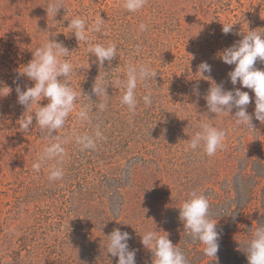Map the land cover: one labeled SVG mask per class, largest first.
<instances>
[{
    "label": "rangeland",
    "instance_id": "374dc122",
    "mask_svg": "<svg viewBox=\"0 0 264 264\" xmlns=\"http://www.w3.org/2000/svg\"><path fill=\"white\" fill-rule=\"evenodd\" d=\"M49 2L0 0V82L12 89L0 97V264H117L118 257L106 250L107 235L116 228L131 235L136 264H152L153 253L139 235L155 224L190 264H248L246 241L264 224V124L253 116V127L237 125L231 116L210 113L204 99L210 82L196 70L207 61L212 78L233 88L227 74L234 65L217 53L242 39L248 28L264 34V0H147L135 13L123 8V0H57L63 8L54 18L47 15ZM77 16L88 28L104 19L101 32L88 33L92 43L117 45V57L110 65L105 61L104 69L87 53V42H78L67 27ZM223 25L234 26L225 35ZM53 32L71 51L64 59L76 69L69 84L82 90L76 109H92L89 121L78 120L73 111L57 131L68 140L65 175L58 181L48 180L54 161L39 172L32 167L49 141L35 120L31 131L19 128L26 109L15 91L17 84L33 85L17 70ZM130 63L157 72L138 84L135 113L121 103L124 88L115 84L108 86L107 108L100 112L96 105L103 98L92 93L99 72L125 80ZM256 67L264 69V63L257 61ZM241 90L253 98L247 106L251 115L254 93ZM149 92L153 103L146 107L141 97ZM34 112L35 105L28 114ZM203 122L227 133L223 149L211 157L202 148L187 147ZM97 125L102 133L97 147L80 150L75 136L94 134ZM192 191L207 197L209 215L222 233L217 259L203 254L204 245L192 241L179 218Z\"/></svg>",
    "mask_w": 264,
    "mask_h": 264
},
{
    "label": "clouds",
    "instance_id": "9594fccd",
    "mask_svg": "<svg viewBox=\"0 0 264 264\" xmlns=\"http://www.w3.org/2000/svg\"><path fill=\"white\" fill-rule=\"evenodd\" d=\"M146 3L147 0H123L122 6L128 12L135 13L142 10ZM60 8H63L62 4L58 3L57 0H50L46 9L47 15H52L54 18ZM103 23L104 19L100 17L88 28L87 21L77 16L72 18L67 26L78 42H87V53L96 57L100 70L104 69L105 61H108L110 65L111 61L117 57V45L115 43L91 42L92 38L88 33L101 32ZM233 26L223 25L222 33L229 34ZM139 28L141 31L147 30V26L143 23L139 25ZM56 35L54 32L50 33L45 43L32 52L33 58L17 70L18 76H26L33 82V85H25L22 89L17 84L15 89L18 103L26 109L20 118L19 128L25 132L31 131L33 120H35L39 126V131L49 141L37 161L32 165L33 169L39 172L43 165L48 164L49 161H54L49 168V181L61 180L65 175L62 167L65 153L63 145L68 140L57 135V131L64 128L70 113L73 111H76V118L82 122L90 120V112L92 111L87 105H82L78 110L76 109V101L82 94V90L78 92L68 82L76 69L69 60L64 59L69 56L71 51L62 42L55 39ZM137 50H139V45H137ZM217 56L225 64L234 65V68L227 74L233 88L227 90L223 83H217L211 76L212 66L207 61H202L197 66L196 74L199 73L200 79L210 82V88L204 96L208 111L231 116L237 125L253 127V116L264 124V69L256 67L257 61L264 63V34L248 28V32L244 33L242 39L219 51ZM191 57L194 59V56L191 55ZM156 75V70L150 65L131 63L126 68L125 80L120 78L113 80L109 72H99L92 88V93L96 97L103 98V102L96 105L97 108L100 112L106 110L109 97L107 88L110 84L112 86L115 84L124 88L121 103L127 106L130 113L134 114L139 103L136 94L138 84L146 83L154 79ZM237 84L240 87H236ZM241 88L250 89L254 93L255 109L251 115L247 112V106L253 98L250 97L249 92L242 91ZM11 91L10 87L3 86V82H0V97H6ZM193 92L195 95H199L198 84ZM83 95L89 98L87 94ZM42 99H47L46 105L41 106L39 102ZM141 99L146 107L153 103L150 92L144 94ZM89 101L92 102L90 98ZM34 105V115L28 114L32 112ZM233 109H235L234 115L232 114ZM226 135L224 129L203 122L199 125V130L191 137L187 147L192 151L202 148L204 153L211 157L218 150L223 149ZM100 138H102V133L99 130V125H97L94 134L87 132L78 134L75 136L74 142L82 151L94 150L97 147V140ZM209 208L210 203L207 197L197 191H192L179 208V218L192 241H198L204 245L203 254L217 259L222 233L217 231V221L210 217ZM160 232L164 234L161 235ZM139 236L141 244L153 253L152 264H190L182 249L174 245L169 239V233L157 230L156 224L155 229L145 230ZM107 238V253L113 257H118L117 264H136L137 250L130 249L128 241L132 237L127 231L116 228L107 235ZM245 253L248 264H264V224H259L246 241Z\"/></svg>",
    "mask_w": 264,
    "mask_h": 264
}]
</instances>
